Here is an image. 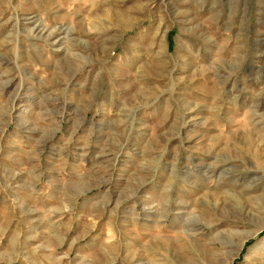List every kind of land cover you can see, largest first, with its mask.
Listing matches in <instances>:
<instances>
[{
  "label": "rangeland",
  "instance_id": "1",
  "mask_svg": "<svg viewBox=\"0 0 264 264\" xmlns=\"http://www.w3.org/2000/svg\"><path fill=\"white\" fill-rule=\"evenodd\" d=\"M0 264H264V0H0Z\"/></svg>",
  "mask_w": 264,
  "mask_h": 264
},
{
  "label": "bare ground",
  "instance_id": "2",
  "mask_svg": "<svg viewBox=\"0 0 264 264\" xmlns=\"http://www.w3.org/2000/svg\"><path fill=\"white\" fill-rule=\"evenodd\" d=\"M41 29V28H40ZM45 30V29H44Z\"/></svg>",
  "mask_w": 264,
  "mask_h": 264
}]
</instances>
